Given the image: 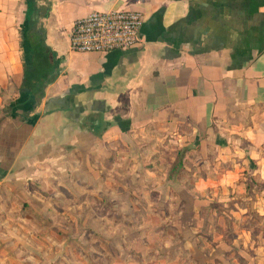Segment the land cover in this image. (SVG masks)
<instances>
[{"label":"crops","instance_id":"obj_1","mask_svg":"<svg viewBox=\"0 0 264 264\" xmlns=\"http://www.w3.org/2000/svg\"><path fill=\"white\" fill-rule=\"evenodd\" d=\"M17 2L0 0V85H14L11 100L20 94L24 68L22 37L9 17ZM35 6L60 73L29 113H39L35 122L23 110L17 116L4 110L0 181L45 183L56 174L59 154L72 170L76 154L88 169L117 170L122 153L135 161L130 171L156 172L140 181L145 186L180 183L175 171H193L197 198L202 189L237 182L246 164H257L254 172L264 180V0H36ZM27 8L25 0L22 24ZM115 8L143 15V42L107 52L70 47L77 19ZM144 156L149 163L141 166ZM94 182L118 194L117 186L140 184Z\"/></svg>","mask_w":264,"mask_h":264},{"label":"rangeland","instance_id":"obj_2","mask_svg":"<svg viewBox=\"0 0 264 264\" xmlns=\"http://www.w3.org/2000/svg\"><path fill=\"white\" fill-rule=\"evenodd\" d=\"M24 8L18 0L9 13L20 42ZM15 95L13 84L0 85V119ZM130 157L119 154V169L104 171L88 169L76 154L72 170L59 154L56 174L49 179L48 173L45 183L1 180L0 264H214L215 255L221 264H264V180L254 172L257 164H246L237 182L202 189L197 198L193 171H175L180 183L145 186L140 181L155 171H130ZM106 177L140 184L117 186L118 194L94 182Z\"/></svg>","mask_w":264,"mask_h":264},{"label":"trees","instance_id":"obj_3","mask_svg":"<svg viewBox=\"0 0 264 264\" xmlns=\"http://www.w3.org/2000/svg\"><path fill=\"white\" fill-rule=\"evenodd\" d=\"M28 8L25 22L22 27V47H23V80L20 86V94L16 99L5 105L6 113L17 116L19 110H23L22 115L35 122L39 113L33 117H28L45 94V87L54 81L60 73V58L41 37L43 26L38 27V18H34L36 10V0H27ZM109 124V123H107ZM5 170L0 168V177Z\"/></svg>","mask_w":264,"mask_h":264},{"label":"built area","instance_id":"obj_4","mask_svg":"<svg viewBox=\"0 0 264 264\" xmlns=\"http://www.w3.org/2000/svg\"><path fill=\"white\" fill-rule=\"evenodd\" d=\"M143 15L130 8L94 9L77 19L70 30V47L76 51L130 49L143 42Z\"/></svg>","mask_w":264,"mask_h":264}]
</instances>
